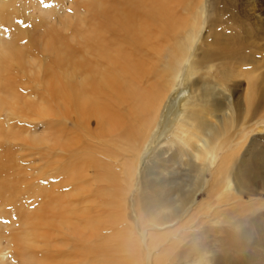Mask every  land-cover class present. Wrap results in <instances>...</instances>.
<instances>
[{"label":"bare ground","instance_id":"bare-ground-1","mask_svg":"<svg viewBox=\"0 0 264 264\" xmlns=\"http://www.w3.org/2000/svg\"><path fill=\"white\" fill-rule=\"evenodd\" d=\"M26 1H0V264H264V0Z\"/></svg>","mask_w":264,"mask_h":264},{"label":"rangeland","instance_id":"rangeland-1","mask_svg":"<svg viewBox=\"0 0 264 264\" xmlns=\"http://www.w3.org/2000/svg\"><path fill=\"white\" fill-rule=\"evenodd\" d=\"M1 1V0H0ZM7 2L8 3V6H7V8H8V10L10 11V12H14L13 10H15V8L16 7H14L15 5L17 6L18 5V8L17 9H20V8H22L23 9V12H24V14H23V16H25V17H27L28 19H30L31 18V15H30V13H29V11L27 10V8H26V5H27V1L26 0H20V2H22L21 4H20V2L18 1V0H2V2ZM26 1V2H25ZM42 2L41 0H38V2ZM52 1V2H51ZM61 2L60 3H65L67 0H60ZM1 2V3H2ZM12 2V3H11ZM18 2V3H17ZM67 4V3H66ZM22 5V6H21ZM44 5H45V7L46 8H53L55 5H56V2H55V0H49V1H47V2H45L44 3ZM52 5V6H51ZM21 9V10H22ZM26 11V12H25ZM30 15V16H29ZM26 18V19H27ZM21 24H22V27H24L26 30L27 29H30V25L31 24H29L28 23V21L27 20H25V21H22L21 22ZM28 24V25H27ZM28 26V27H27ZM23 28V29H24ZM5 29H7V31L9 32V33H13L12 31H13V29H11L10 27H8V28H5ZM260 64V66H262V67H259L258 68V72H260V74L262 75V76H260V81H262V83L264 82V64H262V63H259ZM253 67L254 66H249V64H248V66H246L244 69L245 70H250V69H253ZM256 68V67H255ZM261 70V71H260ZM236 83V84H235ZM238 84V85H237ZM246 85H247V81H246V79L244 78V77H240L239 76V78H237L236 79V81L234 82V84H233V82H231L230 83V85L228 86V88H229V92H227V94L228 93H230L231 94V91H232V94H231V98H232V100H233V103L236 105V106H242V97H243V93H244V90L243 89H245V87H246ZM262 85H264V83L262 84ZM233 88V89H232ZM235 90V91H234ZM228 91V90H227ZM237 98V99H236ZM263 114V113H262ZM262 122H263V124H264V118L262 119ZM250 134H252V132H249ZM250 136H252V135H250ZM37 165V164H36ZM4 218V217H3ZM2 218V219H3ZM4 220V219H3ZM5 221H8V219H6ZM258 264H263V263H260V260H259V263Z\"/></svg>","mask_w":264,"mask_h":264}]
</instances>
